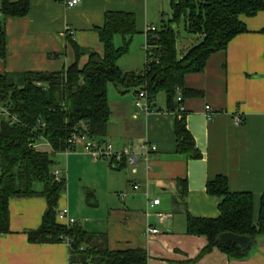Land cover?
Masks as SVG:
<instances>
[{"label": "crops", "instance_id": "0c3cea01", "mask_svg": "<svg viewBox=\"0 0 264 264\" xmlns=\"http://www.w3.org/2000/svg\"><path fill=\"white\" fill-rule=\"evenodd\" d=\"M164 6L165 0H80L69 8L63 0H31L26 16L4 20L7 55L0 58V74L62 72L75 62L83 67L91 53L105 52L97 28L104 25L108 11L135 15L137 33L119 65L124 71L140 73L146 62L142 51L146 29L158 27ZM241 19L247 31L234 36L226 50L213 53L204 71L185 77V88L201 92L183 97L187 127L202 153L200 158L177 152L176 113L169 111L165 93L158 94L146 112L137 109V89L122 93L112 83L105 141L116 149L131 145L138 150L144 141L156 145L150 166L141 160L137 172L130 164L119 169L109 159L95 160L81 146L68 154H54V169L68 185L58 209L68 207L76 223L105 233L111 249L144 248L148 264H264V236L255 238L244 259L230 258L218 248L198 258L207 237L187 233L188 213L220 215L222 197L206 189L207 182L218 175L228 178L231 191L253 193L256 212L264 191V10ZM122 43L121 37L118 46ZM179 94L183 96L182 89ZM237 114L244 120L240 125L234 122ZM41 145L42 151L52 153L49 145ZM134 183L138 189H133ZM76 185L79 192L73 195ZM88 193L93 196L91 202ZM155 198L160 204L147 212L149 200ZM85 207L97 212L105 209L101 216L91 217L84 214L90 212ZM46 209L42 195L10 200L11 232L0 235V264H71L66 241L32 243L28 239L27 232L41 225ZM150 226L160 233L148 236Z\"/></svg>", "mask_w": 264, "mask_h": 264}, {"label": "trees", "instance_id": "16d2710c", "mask_svg": "<svg viewBox=\"0 0 264 264\" xmlns=\"http://www.w3.org/2000/svg\"><path fill=\"white\" fill-rule=\"evenodd\" d=\"M171 6L178 18L185 14L189 32L202 36L182 57L178 54L175 30L163 23L156 32L148 34L152 53L144 70L140 73L122 70L119 59L128 53L132 37L137 33L136 17L132 13L108 11L104 25L97 28L105 52L91 53L83 67L75 62L62 72L0 74V107H7L18 118L11 124L10 117L0 111V235L11 232L12 198L42 195L47 200V209L41 225L27 232L30 242L55 243L70 238L71 264H148V252L144 248L111 249L105 233L90 231L80 223L66 226L58 220V202L66 190V180L55 179L54 154L67 147L68 136L82 124L87 125L93 139L105 142L111 116L108 85L112 83L122 93L145 89L150 101L163 91L169 111L176 113L177 152L188 158L202 156L187 127L186 111H179L177 90L182 89L183 97L201 94L185 88L186 75L204 71L213 53L226 50L234 36L246 32L241 17L263 11L264 0H171ZM30 9L31 0H2L0 58L7 55L5 18L26 16ZM118 35L123 38L120 46L115 44ZM41 136L54 152L31 145ZM117 165L119 169L125 168L127 161L124 159ZM36 183H41L42 188L36 189ZM206 189L209 194L222 197V201L218 217L187 214V233L203 235L208 240L198 258L214 248L230 258H246L255 238L264 236V191L256 212L253 193L231 191L224 175L209 180ZM87 197L91 202L93 196L88 193ZM224 232L247 235L251 243L242 247L222 241L219 236Z\"/></svg>", "mask_w": 264, "mask_h": 264}, {"label": "built area", "instance_id": "2783aa9c", "mask_svg": "<svg viewBox=\"0 0 264 264\" xmlns=\"http://www.w3.org/2000/svg\"><path fill=\"white\" fill-rule=\"evenodd\" d=\"M66 7H74L76 6L80 0H63ZM2 9V0H0V10ZM157 31V26L151 25L146 29L147 38L144 44L146 59L151 55V45L148 41V34L152 32ZM68 33L70 35H74L73 30H69ZM39 86L42 85L41 82L37 83ZM178 92L181 91V88L177 90ZM145 99V100H144ZM177 101L180 102L179 111L183 112L185 111V105L183 104V96L182 94L177 95ZM136 105L140 110H145L146 112L150 111L151 108V101L148 97V93L145 89L140 90L137 95ZM206 110H210V106H206ZM0 111L2 115L8 116L9 121L11 124L16 123L18 121V118L15 114H12L9 112V109L7 107H0ZM211 113H208V117H211ZM234 122L237 125H240L244 122L242 115L237 114L234 116ZM46 143L50 146L52 152H54V149L52 145L42 136L38 141L35 143H32L35 148L42 150L41 144ZM78 146H81L83 151L90 154L95 160L99 159H109L113 162L114 165H117L118 163L122 162L124 159L127 161V164L132 165L133 172H137V166L139 161H144L147 165V167L150 166L153 154L157 151V146L150 143V142H141L139 144L138 150L133 149L131 145H124L120 149H116L114 144H112L109 141L105 142H98L97 140L93 139L88 132V127L85 124H82L81 127L73 130L70 135L67 138V147L63 150L64 153L68 154L70 152H73L77 149ZM53 174L55 176L56 180H59L58 177V170L54 169ZM139 184L134 183L133 189H138ZM125 193H121V196H125ZM160 204V199L155 198L152 200H149L148 202V209L147 212H149L150 207H154L156 205ZM57 218L60 222L65 224L66 226H72L76 223V220L74 217L70 215V211L68 207H63L61 209L57 210ZM159 217H162L163 214H158ZM160 233V230L156 227H148L146 229V234L148 236H152L155 234ZM66 242L70 245L71 239L66 238ZM83 249V247H81Z\"/></svg>", "mask_w": 264, "mask_h": 264}, {"label": "rangeland", "instance_id": "374dc122", "mask_svg": "<svg viewBox=\"0 0 264 264\" xmlns=\"http://www.w3.org/2000/svg\"><path fill=\"white\" fill-rule=\"evenodd\" d=\"M158 27L162 26L163 23L165 24H170V26L175 30L176 32V36H177V45H178V51H179V56H182L186 50L194 45L199 43L202 40V36L200 34H195V33H191L186 29V17L185 14H182L180 16V18H178V16H176L172 6H171V0H165V6H164V13H160L157 21H156ZM120 36H117L116 39V46L119 45V41H120ZM145 44V43H144ZM144 44L142 46V51L144 52L145 55V49H144ZM145 67L142 68V71L144 70ZM15 79H17V77H15ZM160 95H163L164 92H160ZM137 106V105H136ZM137 109H139L137 107ZM55 160L57 159V156L54 155ZM57 163V161H56ZM56 163L54 165V167L56 166ZM77 181L76 176L73 174V182ZM35 188L36 189H41L42 188V184L41 183H36L35 184ZM65 192L68 194V185L66 187ZM76 192H79V186L76 185L75 189L73 190V195L76 194ZM85 211H90V212H86L84 214H89L91 217H95V216H101L104 213V207H101V211L97 212L96 210H88L86 207L84 208ZM91 224V223H90ZM95 226V225H94ZM91 229H93L94 227H90ZM101 228V227H99Z\"/></svg>", "mask_w": 264, "mask_h": 264}, {"label": "water", "instance_id": "95a60500", "mask_svg": "<svg viewBox=\"0 0 264 264\" xmlns=\"http://www.w3.org/2000/svg\"><path fill=\"white\" fill-rule=\"evenodd\" d=\"M220 240L238 244L242 247H248L251 243V237L240 235L234 232H224L219 236Z\"/></svg>", "mask_w": 264, "mask_h": 264}]
</instances>
